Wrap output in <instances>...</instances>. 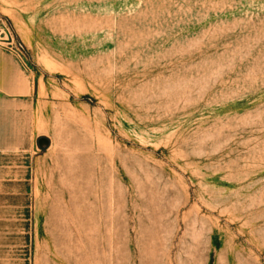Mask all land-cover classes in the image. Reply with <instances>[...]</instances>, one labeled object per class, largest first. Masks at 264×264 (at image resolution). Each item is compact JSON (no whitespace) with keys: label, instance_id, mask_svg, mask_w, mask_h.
<instances>
[{"label":"rangeland","instance_id":"obj_1","mask_svg":"<svg viewBox=\"0 0 264 264\" xmlns=\"http://www.w3.org/2000/svg\"><path fill=\"white\" fill-rule=\"evenodd\" d=\"M0 264H264V0H0Z\"/></svg>","mask_w":264,"mask_h":264},{"label":"crops","instance_id":"obj_2","mask_svg":"<svg viewBox=\"0 0 264 264\" xmlns=\"http://www.w3.org/2000/svg\"><path fill=\"white\" fill-rule=\"evenodd\" d=\"M1 135V134H0ZM1 137V136H0Z\"/></svg>","mask_w":264,"mask_h":264}]
</instances>
